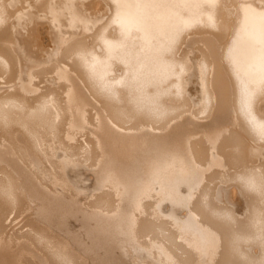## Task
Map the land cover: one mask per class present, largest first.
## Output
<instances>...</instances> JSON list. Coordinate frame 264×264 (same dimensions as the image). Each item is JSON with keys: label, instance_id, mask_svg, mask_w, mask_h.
<instances>
[{"label": "bare ground", "instance_id": "6f19581e", "mask_svg": "<svg viewBox=\"0 0 264 264\" xmlns=\"http://www.w3.org/2000/svg\"><path fill=\"white\" fill-rule=\"evenodd\" d=\"M0 264H264V0H0Z\"/></svg>", "mask_w": 264, "mask_h": 264}]
</instances>
